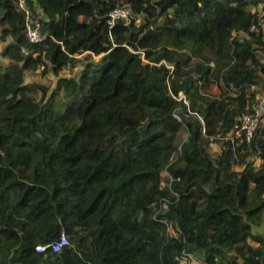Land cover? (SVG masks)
<instances>
[{
	"label": "trees",
	"instance_id": "16d2710c",
	"mask_svg": "<svg viewBox=\"0 0 264 264\" xmlns=\"http://www.w3.org/2000/svg\"><path fill=\"white\" fill-rule=\"evenodd\" d=\"M25 1L47 38L0 0V264H264V124L229 138L264 75V0ZM40 65L58 78L36 100L23 75Z\"/></svg>",
	"mask_w": 264,
	"mask_h": 264
},
{
	"label": "built area",
	"instance_id": "2783aa9c",
	"mask_svg": "<svg viewBox=\"0 0 264 264\" xmlns=\"http://www.w3.org/2000/svg\"><path fill=\"white\" fill-rule=\"evenodd\" d=\"M18 8L21 11L24 18V34L28 42L32 45L38 46L42 44L46 38V33L41 31V19L40 17L33 15L26 5L25 0H17ZM131 19L130 9L126 6L117 7L112 9L105 17V23L108 29H111L116 23H122L124 25L129 24ZM261 27L264 30V15L261 20ZM26 55L27 52H24ZM256 57L260 65L264 66V48L257 51ZM262 82L258 87V94L256 96V102L249 110V112L243 113L238 116L236 123L229 134L231 140H238L239 143H250L255 135V132L259 127L264 124V75H261ZM68 246V239L65 234H61L59 239L48 245L35 246L36 253H44L47 249L51 252L59 254L65 247ZM189 259L191 257L189 256ZM192 261L191 264H193Z\"/></svg>",
	"mask_w": 264,
	"mask_h": 264
},
{
	"label": "rangeland",
	"instance_id": "374dc122",
	"mask_svg": "<svg viewBox=\"0 0 264 264\" xmlns=\"http://www.w3.org/2000/svg\"><path fill=\"white\" fill-rule=\"evenodd\" d=\"M258 14H263L262 11H260ZM264 15V14H263ZM262 16V15H261ZM241 38L243 36L241 35ZM10 42L9 39L5 37L4 40L1 39V28H0V67L4 68L7 65L10 64L6 60V58L2 55L3 50L6 48L7 44ZM97 57L91 58L92 60H98ZM84 62V56H77L73 62L67 68H65L58 77H75L77 73L81 70L82 65ZM46 66L48 67V64L46 63ZM49 69L42 67V65L37 66L35 69L26 70L23 75V82L30 88V94L38 100L40 96L43 94L44 91H47L50 93L54 87L55 82L57 78ZM211 94H217V89L212 86L210 88ZM185 139V134L181 133L178 138V143L180 144ZM211 152L212 153H218L219 152V146L216 144L211 145ZM259 162L258 159L254 160V164L257 165ZM240 169L238 166L235 168V170ZM169 180L168 174L165 172L162 173V186L166 183V181ZM263 228V227H262ZM254 233H256V228L253 229ZM257 234V233H256ZM190 264L192 261H197L196 258L189 259ZM182 264L185 262V260H181ZM195 264V262H193Z\"/></svg>",
	"mask_w": 264,
	"mask_h": 264
},
{
	"label": "crops",
	"instance_id": "0c3cea01",
	"mask_svg": "<svg viewBox=\"0 0 264 264\" xmlns=\"http://www.w3.org/2000/svg\"><path fill=\"white\" fill-rule=\"evenodd\" d=\"M257 8H258V9H257V12H260V11H261V6H258ZM251 10H252V12H254L253 8H251ZM36 12H37L38 14L41 13L40 10H38V9H37ZM40 19H43V16H40ZM79 20L82 21V22H85L86 19L80 17ZM7 39L10 40V42L7 44V45H9V44L11 43V39L8 38V37H7ZM88 54H89L88 52L79 51L78 53H76V55H75V57H74V60H75V58H76L77 56H84V58H85V56H89ZM90 56H92V58H94L93 55L90 54ZM96 59H97V58H96ZM6 60H7V59H6ZM7 61H8V60H7ZM8 62H9V61H8ZM66 68H67V67H66ZM62 71H63V70H62ZM62 71H61V72H62ZM61 72H60V73H61ZM60 73H59V74H60ZM55 83H56V82H55ZM256 233L259 234V235H262V234H264V229H263L262 227H257V228H256ZM248 242H249V244H251V245H256L255 242H251V241H248Z\"/></svg>",
	"mask_w": 264,
	"mask_h": 264
}]
</instances>
